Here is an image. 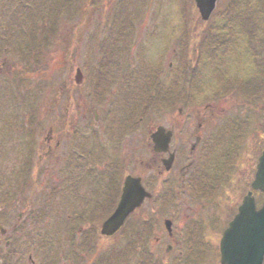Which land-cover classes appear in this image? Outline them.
I'll return each mask as SVG.
<instances>
[{"label":"rangeland","instance_id":"374dc122","mask_svg":"<svg viewBox=\"0 0 264 264\" xmlns=\"http://www.w3.org/2000/svg\"><path fill=\"white\" fill-rule=\"evenodd\" d=\"M188 3L0 0V225L9 232L0 264H173L163 258L167 242L185 249L199 240L212 243L205 264H217L220 238L191 232L199 224L191 219L205 217L208 200L200 195L191 204L179 184L170 188L136 157L149 161L151 132L178 119L215 145L208 161L214 166L220 158L223 186L209 201L220 202L227 218L264 149V0H220L205 36ZM229 79L254 85L255 97L226 92ZM102 141L110 154H123L126 172L156 179L153 198L110 238L100 235L102 216L89 217L94 207L85 201L91 183L85 156L102 150ZM114 164L112 156L101 165L111 172ZM203 182L209 184L205 176ZM256 196L261 204L263 193ZM20 214L26 228H13ZM166 219L173 220L174 239ZM160 235L163 244H156ZM79 250L78 263L66 258Z\"/></svg>","mask_w":264,"mask_h":264},{"label":"flooded vegetation","instance_id":"af4514ba","mask_svg":"<svg viewBox=\"0 0 264 264\" xmlns=\"http://www.w3.org/2000/svg\"><path fill=\"white\" fill-rule=\"evenodd\" d=\"M219 4L216 7V10L213 11L211 14V17L208 21H204L201 19L200 15L199 18L197 16V22L195 24H198V27L201 25H204L201 30V35L205 36L206 34H211L212 30L214 28L209 26H212L213 23L211 22V19L214 17V13L218 11ZM193 11L196 10V6L192 7ZM251 23V22H250ZM249 23V24H250ZM248 24V25H249ZM252 23L249 25V34L251 36L254 35L253 27H251ZM208 31V32H207ZM262 43V42H261ZM260 43V44H261ZM261 46V45H260ZM262 50L264 51V43L262 44ZM253 82V79L251 80ZM232 87H230L228 90H225L226 92L233 91H243L241 89V86L243 87L248 86L247 90L250 93L249 97L253 98L255 96L254 92V85L249 83V85L243 84L242 81H233ZM246 91V90H245ZM244 91V92H245ZM220 102H224L223 100H219ZM212 104H208L205 107L206 112L207 108H211ZM216 106V105H214ZM183 108V107H182ZM216 109V108H214ZM183 111V110H181ZM96 112V111H95ZM96 118V117H95ZM205 119L203 118L202 121L198 124V130L205 126ZM181 122V121H180ZM178 119H175V123L172 124L170 129L173 131V137L170 144V149L168 152H158L154 148V144L151 142L149 143V146L152 145V158L149 161H144V156L141 155V157L138 155L136 157V160L138 159L139 165H149V168L151 170H157L158 176H163L164 180L169 183V185L172 187V185H175V183L179 184L181 188L184 189V192L188 196V199L191 201V204H194L197 202L200 195H203L208 201V204H205V209L208 213H206L205 217L202 218V220L198 219L199 216L196 215V218L193 219V215H189L192 222H198L202 224H198L197 228L191 230L193 233V230L195 232L202 231L206 234L208 237H219V247L215 250V254L218 257L217 264H222L221 261V245L220 240L224 234L225 228L228 226L229 222L234 218V216L237 214L239 210V206L242 202V199L234 206L235 208L228 214L227 218L224 219V212H223V205L218 202L214 203L209 200H212V197L216 194H219V191L221 190L223 186V178L221 175V168L223 170V163L221 162L220 158L217 159V163L213 166H209V150H207L208 144L202 143L201 136H195L194 133H188V128L186 125L180 123L179 127ZM196 131V132H197ZM178 136H180V139H178ZM195 136V137H194ZM194 139V141H193ZM53 138L52 136H47L45 142L48 145L49 149L46 152V154L50 153L52 151V145L51 143ZM61 143L57 142V147H59ZM102 150H96L95 155L92 156V153L87 152L88 154L85 156L87 158L86 164L87 168L89 169L88 173H90V179L91 183L88 185L90 186L89 189L86 192V202L88 205H90L93 201L95 209L89 216H97L101 215L102 217H99V220H104L112 210V206L118 202L119 198V190H120V182L123 180V174H124V168L128 167V161H125V157H123V154L120 155V157L113 153L110 154L108 150L100 145ZM111 151V150H110ZM75 156V155H74ZM114 159V166L111 165L113 170L111 172H108V165L107 171L106 169H103V166L101 165L103 163V158L108 161V157H112ZM212 157V156H210ZM128 158V157H127ZM96 162V165H95ZM221 164V165H220ZM138 165L139 168H141ZM99 169V171H98ZM111 169V168H109ZM167 169V170H166ZM141 174V171H140ZM138 175V174H137ZM142 177L143 183L146 186V188H152V186L156 183V179L154 177H149L148 180H145L144 175H140ZM204 176L207 178L209 184L206 183V186H204ZM112 178H114V182H112ZM105 179V181H104ZM113 183L116 184V187H113ZM173 188V187H172ZM202 192V193H201ZM191 194V197L189 196ZM178 195V192H177ZM219 196V195H218ZM216 201V200H215ZM211 202V203H209ZM147 203V202H146ZM144 203V205L146 204ZM144 207V206H142ZM175 214V213H174ZM149 216V215H148ZM147 215H139V217L147 218ZM19 224L14 223L13 228H16L18 225H20L22 222V215L20 214L18 216ZM26 227L27 222L25 224ZM214 225L216 228H214ZM173 226V223H172ZM209 226V227H208ZM209 230L214 231L213 233H210ZM217 231V232H216ZM190 232V233H191ZM2 234V232L0 231ZM169 239H174V231L167 232ZM209 245L211 246L212 243H210L209 240H207ZM163 244L162 242V236H157L155 243ZM212 242V241H211ZM199 245L197 246H189L184 248H176L175 245L169 244L168 242L165 245L166 255L163 257L164 259L167 258L168 261H172L173 264H197V261H200L202 264H205L209 262L210 257V248L208 246H203V242L201 240L197 241ZM10 241H7V246H9ZM201 245V246H200ZM200 246V248H199ZM213 250V248H211ZM190 252V253H188ZM203 255H205V259L203 260ZM190 256V259L188 260V257ZM29 260L33 263V255H29ZM163 260V259H162ZM166 262V261H165ZM36 264V263H34Z\"/></svg>","mask_w":264,"mask_h":264},{"label":"water","instance_id":"95a60500","mask_svg":"<svg viewBox=\"0 0 264 264\" xmlns=\"http://www.w3.org/2000/svg\"><path fill=\"white\" fill-rule=\"evenodd\" d=\"M199 11L203 18L208 19L216 6L217 0H195ZM153 141L158 150L165 151L171 139V132L160 126L157 131L152 134ZM135 187L140 195L135 200H129L128 192L130 187ZM253 189H261L264 191V151L259 159L256 178L252 184ZM141 184L140 178L128 176L119 204L113 214L102 224L101 233L103 235L112 236L116 234L123 226L128 215L139 207L146 197H150ZM255 213L258 223L254 228V239L252 249L250 251L231 252L229 250V239L233 230L241 221L242 217L248 213ZM166 226L170 229L171 222L167 221ZM222 263L223 264H264V203L258 208L253 190H250L244 197L243 203L239 208V212L234 220L225 230L221 241Z\"/></svg>","mask_w":264,"mask_h":264},{"label":"snow or ice","instance_id":"6c2138e0","mask_svg":"<svg viewBox=\"0 0 264 264\" xmlns=\"http://www.w3.org/2000/svg\"><path fill=\"white\" fill-rule=\"evenodd\" d=\"M140 193L136 188L130 187L128 192L129 200H135ZM259 224L258 219L253 212L246 213L229 239V250L231 252L250 251L253 245L254 228Z\"/></svg>","mask_w":264,"mask_h":264}]
</instances>
